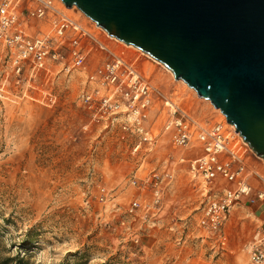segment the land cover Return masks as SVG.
<instances>
[{"label": "rangeland", "instance_id": "obj_1", "mask_svg": "<svg viewBox=\"0 0 264 264\" xmlns=\"http://www.w3.org/2000/svg\"><path fill=\"white\" fill-rule=\"evenodd\" d=\"M55 2L115 53L136 59L141 74L204 128L223 122L234 134L210 101L153 57L108 35L78 7L68 10ZM38 24L24 22L31 33ZM41 25L46 30L48 23ZM104 61L91 51L77 70L52 63L32 78L26 72L0 97V264H254L249 249L264 223V206L244 199L221 229L200 225V209L213 193L189 170L187 160L194 155L174 154L160 98L147 123L155 139L139 152H133L139 137L123 132L120 123L93 121L82 95L90 86L88 75ZM244 147L246 162L264 177V160ZM153 170L173 174L155 209L149 207L151 189L133 184L135 175L143 178ZM248 182L255 190L263 187L256 175ZM134 200L141 206L132 211Z\"/></svg>", "mask_w": 264, "mask_h": 264}, {"label": "built area", "instance_id": "obj_2", "mask_svg": "<svg viewBox=\"0 0 264 264\" xmlns=\"http://www.w3.org/2000/svg\"><path fill=\"white\" fill-rule=\"evenodd\" d=\"M30 20L40 23L38 32L31 33L24 26ZM46 23L48 28L43 30L41 24ZM91 51L108 57L88 75L90 86L82 95L93 121L107 127L120 123L123 132L139 137L133 144V152H139L143 144L155 139L147 123L156 98H160L168 115L163 129L173 144L180 148L199 144V152L187 162L191 172L210 183L208 191L213 193L200 209L203 228L221 229L232 207L244 199L259 208L264 206V177L246 162L244 145L247 149L249 145L236 127L234 134L223 122L204 128L188 110L141 74L136 59L115 53L105 41L64 13L55 0H0L1 98L11 93L12 81L20 82L26 72L32 78L52 63H62L68 72L77 70L86 66ZM184 156L180 163L186 162ZM252 175L263 182L262 188L255 190L248 182ZM166 178L173 179V174L153 170L143 178L135 175L134 185L152 191L149 207H159ZM140 206L134 200L131 210ZM222 239L224 244L226 236ZM249 253L254 264H264V223Z\"/></svg>", "mask_w": 264, "mask_h": 264}, {"label": "water", "instance_id": "obj_3", "mask_svg": "<svg viewBox=\"0 0 264 264\" xmlns=\"http://www.w3.org/2000/svg\"><path fill=\"white\" fill-rule=\"evenodd\" d=\"M209 99L264 160V0H62Z\"/></svg>", "mask_w": 264, "mask_h": 264}, {"label": "bare ground", "instance_id": "obj_4", "mask_svg": "<svg viewBox=\"0 0 264 264\" xmlns=\"http://www.w3.org/2000/svg\"><path fill=\"white\" fill-rule=\"evenodd\" d=\"M61 1V0H60ZM62 3V2H61ZM77 6L76 5H73V6H71V7H66V9H68V10H72V9H74V8H76ZM74 19V18H73ZM77 21V20H76ZM78 22V21H77ZM79 23V22H78ZM79 24H81V23H79ZM95 24L97 25V23L95 22ZM98 26V25H97ZM100 27V26H99ZM48 28V26L46 27V29ZM43 29V28H42ZM103 29V28H102ZM45 30V29H44ZM113 38H115V37H113ZM115 39H117V38H115ZM127 45H129V46H131V44H127ZM133 46V45H132ZM137 49H139V48H137ZM149 55V54H148ZM150 56V55H149ZM108 57H106L105 56V60L107 59ZM154 60H156L157 62H159V63H161L159 60H157V59H155V58H153ZM173 76H174V73H173V71L171 70V69H169L168 67H166L163 63H161ZM140 71V70H139ZM178 81H181V82H183V83H186L184 80H178ZM156 86V85H155ZM193 90H195L194 88H192ZM204 99H206V98H204ZM208 101H210L209 99H207ZM178 102V101H177ZM183 105L187 108V109H191L192 108V106L189 104V103H187V102H183ZM223 116H222V118H223V120L224 119H226V116H225V114L224 113H222L221 112V110L219 109V108H216ZM189 112V111H188ZM226 121H227V119H226ZM227 123V125H229V126H231L233 129L235 128V126L233 125V124H231V123H229L228 121L226 122ZM246 142V141H245ZM246 144L248 145V143L246 142ZM249 147V146H248ZM186 149V150H185ZM199 144H195V145H192V147H189V148H180V147H175L174 149H173V151H174V154H179V153H186L187 155H189V156H191V155H197V153L199 152ZM196 177H197V175H195ZM206 181H204L203 182V186H204V188L206 189V191H208V189H209V186L208 185H206Z\"/></svg>", "mask_w": 264, "mask_h": 264}]
</instances>
